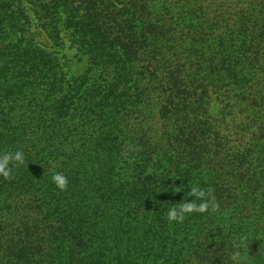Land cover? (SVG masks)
I'll return each mask as SVG.
<instances>
[{
	"label": "trees",
	"instance_id": "obj_1",
	"mask_svg": "<svg viewBox=\"0 0 264 264\" xmlns=\"http://www.w3.org/2000/svg\"><path fill=\"white\" fill-rule=\"evenodd\" d=\"M16 150L0 264H232L241 238L264 264V0H0V153ZM190 185L218 209L170 223Z\"/></svg>",
	"mask_w": 264,
	"mask_h": 264
},
{
	"label": "clouds",
	"instance_id": "obj_2",
	"mask_svg": "<svg viewBox=\"0 0 264 264\" xmlns=\"http://www.w3.org/2000/svg\"><path fill=\"white\" fill-rule=\"evenodd\" d=\"M24 162L25 156L21 150L0 153V175L5 178L11 177L13 168L24 164ZM51 179L59 190H67L68 178L65 175L56 172L52 175ZM190 187L192 191L189 195L194 196L195 200L189 202L188 197L185 196L182 203H178L177 206L169 208L166 213V218L170 223L183 222L185 217L192 213L203 214L209 212L210 209L213 212L218 209L219 205L209 191L195 185H190ZM245 248H247V238L232 241L231 252L229 254V259L232 264H247L251 258L248 253L243 251Z\"/></svg>",
	"mask_w": 264,
	"mask_h": 264
},
{
	"label": "rangeland",
	"instance_id": "obj_3",
	"mask_svg": "<svg viewBox=\"0 0 264 264\" xmlns=\"http://www.w3.org/2000/svg\"><path fill=\"white\" fill-rule=\"evenodd\" d=\"M36 42L41 45L45 50L49 52L55 51L56 56L61 60V63L63 66H66L67 69L70 71L73 75H80L83 73L86 69V63L79 61V59L76 57V52L72 48H70L69 44H65V47L59 48V47H52L54 44L52 41H50L44 33L40 32L39 36L35 37ZM19 225H16L15 227H18ZM6 231H10V229H7ZM2 235V234H0ZM10 239V236H9Z\"/></svg>",
	"mask_w": 264,
	"mask_h": 264
}]
</instances>
